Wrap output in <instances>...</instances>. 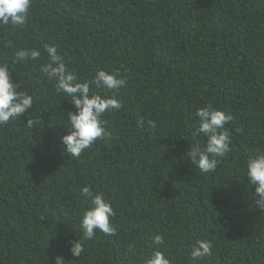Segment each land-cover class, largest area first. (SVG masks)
Wrapping results in <instances>:
<instances>
[{
    "label": "trees",
    "instance_id": "trees-1",
    "mask_svg": "<svg viewBox=\"0 0 264 264\" xmlns=\"http://www.w3.org/2000/svg\"><path fill=\"white\" fill-rule=\"evenodd\" d=\"M28 19L24 28L0 26V63L34 96L28 111L42 122L0 128V264H54L57 256L143 264L161 233L172 264H192L195 239L214 245L198 264H264V213L244 171L264 148V0H32ZM45 44L72 61L81 82L98 68L127 80L123 107L103 118L111 143L79 159L61 147L63 112L75 109L41 74L44 61L12 60L17 48L43 53ZM207 104L233 115L232 150L201 174L186 152L195 112ZM141 117L156 128L138 127ZM88 185L111 200L118 233H98L77 258L69 241L80 236L87 203L79 191Z\"/></svg>",
    "mask_w": 264,
    "mask_h": 264
},
{
    "label": "clouds",
    "instance_id": "clouds-1",
    "mask_svg": "<svg viewBox=\"0 0 264 264\" xmlns=\"http://www.w3.org/2000/svg\"><path fill=\"white\" fill-rule=\"evenodd\" d=\"M32 0H0V26L11 25L13 29L24 28L29 22ZM5 47L12 48L11 41ZM46 54V56L44 55ZM13 63L43 60L40 72L53 82L57 94L65 97L75 111L63 114L66 118V135L61 138L64 154L70 159H79L94 144L101 141L109 145L112 133L106 128L105 115L119 112L123 107L118 94L127 84L126 77L120 70L106 71L98 68L91 79L80 81L71 68L72 61L58 53L56 46L43 45V53L38 48H17L12 58ZM95 89L96 91H93ZM35 98L28 89L21 90V83L14 82L7 63H0V128L19 122L29 130L42 126L39 115L30 113L34 108ZM27 122L22 123L24 116ZM198 117L191 132V147L186 157L201 174L215 172L225 156L231 152L232 137L226 125L234 117L231 112L207 104L195 112ZM145 123L152 129L156 124L145 121L143 117L137 121V126L143 128ZM245 176L256 208L264 213V148L255 149L245 162ZM80 197L87 203L82 209L77 230L80 236L69 241L73 257L80 258L85 251V244L94 241L98 233L105 238L116 236L118 228L113 220L116 212L111 200L104 192L95 190L92 185L84 186L79 191ZM153 250L143 264H172L167 253V242L164 234L152 237ZM192 264L207 260L213 255V243L207 239H195L187 245ZM128 251L135 252V244H129ZM49 262V258L47 257ZM54 264H66L62 256L55 257Z\"/></svg>",
    "mask_w": 264,
    "mask_h": 264
}]
</instances>
